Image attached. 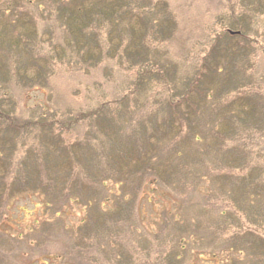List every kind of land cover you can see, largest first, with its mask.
I'll list each match as a JSON object with an SVG mask.
<instances>
[{
  "label": "rangeland",
  "instance_id": "374dc122",
  "mask_svg": "<svg viewBox=\"0 0 264 264\" xmlns=\"http://www.w3.org/2000/svg\"><path fill=\"white\" fill-rule=\"evenodd\" d=\"M0 112V264H264V0H0Z\"/></svg>",
  "mask_w": 264,
  "mask_h": 264
},
{
  "label": "trees",
  "instance_id": "16d2710c",
  "mask_svg": "<svg viewBox=\"0 0 264 264\" xmlns=\"http://www.w3.org/2000/svg\"><path fill=\"white\" fill-rule=\"evenodd\" d=\"M93 8H95L96 10L97 9H99V7L98 6H95V7H93ZM117 9H118V7L117 6H114L113 7V4L111 5V7H110V11H111V13H112V11L113 10H115V11H117ZM120 14V13H119ZM69 18V15H63V19L64 20H66V19H68ZM233 35L234 36H237V35H239V34H237V35H235L234 33H233ZM232 35V36H233ZM224 39L225 38H222V37H220L219 39H218V37H216L215 39H214V43L217 41L218 42V46H222V45H219V42L220 41H224ZM143 39L141 38L140 40H139V42L141 43V41H142ZM141 45H143V44H141ZM215 46H217V44H215ZM126 48V47H125ZM131 58H132V56H131ZM203 59H204V61H205V64L207 65V63H208V61L209 60H211V56H210V51H209V53L207 54V55H205V56H203ZM147 61V60H146ZM142 63V62H141ZM205 64H203L202 65V67L203 68H209L208 66H206ZM211 64V63H210ZM209 64V65H210ZM141 66H147L146 64H144V65H141ZM200 73V72H199ZM197 76H198V74H197ZM196 79H197V81H199V76L198 77H196ZM192 81H194V80H192ZM196 81V80H195ZM0 117H2V119L5 121L4 123H5V125L8 123V121L10 120V121H12V123H13V119H11V117H6L5 115H4V113H2V112H0ZM87 118V117H86ZM187 121H189V120H187ZM190 122V121H189ZM72 124V123H71ZM179 156V155H178ZM80 165V164H79ZM199 174H196V176H198ZM166 178H168V179H172L173 178V174H169ZM193 190V187L189 190L190 192ZM189 192V193H190ZM187 195H186V193H184L183 194V196H182V199H185V198H188V197H186ZM163 220V219H162ZM184 220H186L184 217L182 218V217H180V219H177L176 217L173 219V218H169V217H165L164 218V221H163V223H162V225L163 226H167V225H170V226H178L179 224H181V223H184ZM169 229H172L171 227H168ZM184 232V231H183ZM186 232H189V233H193V234H195L194 233V231H189L188 229H187V231ZM178 234H180V233H173L170 237H169V240H172V241H181V240H184V239H181L182 237H179L178 239L176 238V235H178ZM177 244H179V243H176V245ZM172 246H174L175 247V245H172ZM183 246V245H182ZM170 248H171V245L170 246H168L167 248H165V249H163L162 250V254H161V257H160V259L162 260V261H173L174 259L175 260H182L183 261V264H186V262H184V260L182 259V252L184 253V248H178L179 249V252H176V250H175V252H172L171 250H170ZM79 256H81L82 255V249H79ZM179 253H181L180 255H179ZM62 258V257H61ZM82 258H83V255H82ZM167 259V260H166ZM64 260H65V257H64ZM155 261L159 264V259H158V257L155 259ZM176 262V261H175ZM188 262V261H187Z\"/></svg>",
  "mask_w": 264,
  "mask_h": 264
}]
</instances>
